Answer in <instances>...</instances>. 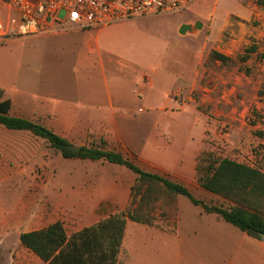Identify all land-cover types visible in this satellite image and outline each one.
<instances>
[{
  "label": "rangeland",
  "instance_id": "obj_1",
  "mask_svg": "<svg viewBox=\"0 0 264 264\" xmlns=\"http://www.w3.org/2000/svg\"><path fill=\"white\" fill-rule=\"evenodd\" d=\"M211 17L214 29L223 22L215 43L204 42L206 28L179 34L181 24L207 26ZM55 34L60 37L50 39ZM212 52L230 60L221 64ZM192 62L193 81L185 90L172 89L176 74ZM0 76L11 116L41 124L74 146L119 152L208 205L231 203L199 186L197 164L229 159L264 172V137L258 135L264 131V3L256 0H194L180 12L99 29L53 25L0 42ZM135 178L106 161L64 159L45 140L0 126L8 248L17 247L16 227L27 210L55 212L70 233L79 227L72 218L85 212L124 211ZM175 202L176 218L158 222L163 230L128 223L119 264H201L190 254L255 252L247 235L218 215L185 196Z\"/></svg>",
  "mask_w": 264,
  "mask_h": 264
},
{
  "label": "trees",
  "instance_id": "obj_2",
  "mask_svg": "<svg viewBox=\"0 0 264 264\" xmlns=\"http://www.w3.org/2000/svg\"><path fill=\"white\" fill-rule=\"evenodd\" d=\"M257 3L261 5L264 0H257ZM254 51L255 48L246 51L241 60L247 61ZM212 55L222 64L230 60L216 52ZM2 95L0 89V126L3 128L29 132L45 140L64 159L102 160L124 167L136 176L129 204L124 211L71 235L59 221L45 229L21 234V245L46 264H117L127 223L163 230L158 222L167 223L176 218L177 196L187 197L205 213L218 215L250 237L258 239L257 233H264V172L260 169L229 159L205 160L207 164L204 166L197 164L199 186L231 203L229 208L208 205L195 198L185 185L144 171L119 152L103 146H74L41 124L11 116V102L2 99ZM258 135L264 137V131Z\"/></svg>",
  "mask_w": 264,
  "mask_h": 264
},
{
  "label": "built area",
  "instance_id": "obj_3",
  "mask_svg": "<svg viewBox=\"0 0 264 264\" xmlns=\"http://www.w3.org/2000/svg\"><path fill=\"white\" fill-rule=\"evenodd\" d=\"M193 0H0L18 14L6 27L0 21V41L39 35L53 26L99 29L116 22L185 10ZM63 13V17H60Z\"/></svg>",
  "mask_w": 264,
  "mask_h": 264
},
{
  "label": "crops",
  "instance_id": "obj_4",
  "mask_svg": "<svg viewBox=\"0 0 264 264\" xmlns=\"http://www.w3.org/2000/svg\"><path fill=\"white\" fill-rule=\"evenodd\" d=\"M194 0L192 1V3ZM191 3V4H192ZM257 3V0H256ZM190 4V5H191ZM258 4V3H257ZM259 5V4H258ZM227 17H224L223 22L225 21ZM17 19L18 14L14 10H10L7 7H5L2 3H0V21L6 26H9L11 19ZM222 24L217 28H213V17L210 18L208 25H204L202 28H206L209 31V35H205L204 42H211L215 43L216 39L219 36V32L222 28ZM184 24H191V23H184ZM182 25V24H181ZM187 35V34H186ZM50 39L52 38H58L60 35L55 34L52 36H49ZM11 39V38H10ZM49 39V40H50ZM45 40V39H44ZM6 41V40H5ZM4 42V41H0ZM213 53V52H212ZM218 53V52H216ZM220 54V53H218ZM223 55V54H221ZM224 56V55H223ZM227 57V56H225ZM228 58V57H227ZM216 60V59H215ZM218 61V60H216ZM220 62V61H218ZM221 63V62H220ZM222 64V63H221ZM193 66L194 62L190 63L189 66L182 68L180 70V73L176 74V80H173V88H181L185 90L187 88V84L189 81L188 76L193 74ZM0 80H4L3 77L0 76ZM149 85L153 83V80H148ZM172 89L165 92L167 94ZM9 212L7 207H0V214H1V222H0V264H46L43 262L37 255H35L33 252L26 249L24 246L20 243V235L32 231H39L42 229L47 228L51 224L59 221L63 224V222L60 220V218L57 217L56 213L50 210H47L46 208H38L37 210H27L24 212V215L21 217L23 219L22 224H19L16 227L17 235H16V245L17 247L14 249L8 248V229H9V222L6 220V215ZM115 214V213H114ZM113 215V214H111ZM110 215L106 217H100L97 215V213L94 210H91L89 212H85L81 214L79 217H73L72 221L75 224H79V227H75L73 231L67 234L71 235L73 233H76L80 231L83 228L92 226L96 223H98L100 220H103ZM75 219V220H74ZM129 223V222H128ZM127 223V225H128ZM126 225V227H127ZM64 228L65 225L63 224ZM66 230V229H65ZM126 230V229H125ZM246 234V233H245ZM247 235V234H246ZM178 242H183L182 239L176 238ZM247 243L253 245L255 252H222V253H211V252H203L200 254L192 253L190 254V257H192L191 260H202L203 263L201 264H264V244L253 237H250L247 235L245 238ZM179 259L182 258L184 260H187L185 256L178 255ZM204 259L207 260L208 263H204ZM131 261V259H129ZM218 262V263H215ZM119 264V256H118V263Z\"/></svg>",
  "mask_w": 264,
  "mask_h": 264
},
{
  "label": "water",
  "instance_id": "obj_5",
  "mask_svg": "<svg viewBox=\"0 0 264 264\" xmlns=\"http://www.w3.org/2000/svg\"><path fill=\"white\" fill-rule=\"evenodd\" d=\"M203 23L196 21L193 24H182L179 28L180 35L194 34L197 31L201 30ZM258 239L264 244V233H257Z\"/></svg>",
  "mask_w": 264,
  "mask_h": 264
}]
</instances>
